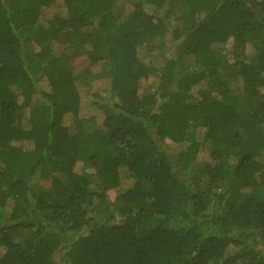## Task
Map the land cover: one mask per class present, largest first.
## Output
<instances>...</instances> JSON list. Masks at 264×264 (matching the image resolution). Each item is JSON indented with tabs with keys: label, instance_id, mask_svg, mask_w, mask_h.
Returning a JSON list of instances; mask_svg holds the SVG:
<instances>
[{
	"label": "trees",
	"instance_id": "obj_1",
	"mask_svg": "<svg viewBox=\"0 0 264 264\" xmlns=\"http://www.w3.org/2000/svg\"><path fill=\"white\" fill-rule=\"evenodd\" d=\"M0 264H264V0H0Z\"/></svg>",
	"mask_w": 264,
	"mask_h": 264
},
{
	"label": "rangeland",
	"instance_id": "obj_2",
	"mask_svg": "<svg viewBox=\"0 0 264 264\" xmlns=\"http://www.w3.org/2000/svg\"><path fill=\"white\" fill-rule=\"evenodd\" d=\"M45 9H46L47 13L49 15H51L54 12V10H55V6L52 5V6L46 7ZM128 9H129L128 4H124V5L121 6V10H123V11L124 10L127 11ZM226 51L227 52L224 53V54H225L226 58L229 60V63H232L231 51L230 50H226ZM248 52H251V51H248ZM157 82H158V79L155 76L151 79L150 82L148 81V83L152 87L156 86ZM82 97H83V107H82V110H81V113H80V117L81 118H86V117H88L90 115V111H91V107H90L91 100L89 99V95H87V94L83 95ZM74 129H75V124H72V130L74 131ZM207 155H208V150L205 149V151H203V154H202V160L203 161L204 160H207ZM86 171L88 173H92L93 172V169L91 167H89V166H86ZM59 257H60L59 254L56 253L55 254V258L56 259H59Z\"/></svg>",
	"mask_w": 264,
	"mask_h": 264
}]
</instances>
